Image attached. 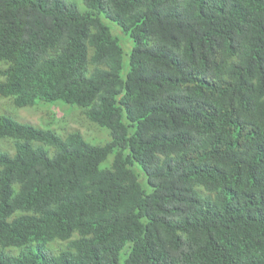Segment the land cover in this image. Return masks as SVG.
Wrapping results in <instances>:
<instances>
[{
	"label": "trees",
	"instance_id": "1",
	"mask_svg": "<svg viewBox=\"0 0 264 264\" xmlns=\"http://www.w3.org/2000/svg\"><path fill=\"white\" fill-rule=\"evenodd\" d=\"M0 97L110 135L0 113V264H264V0H0Z\"/></svg>",
	"mask_w": 264,
	"mask_h": 264
},
{
	"label": "rangeland",
	"instance_id": "2",
	"mask_svg": "<svg viewBox=\"0 0 264 264\" xmlns=\"http://www.w3.org/2000/svg\"><path fill=\"white\" fill-rule=\"evenodd\" d=\"M115 34L120 38L124 47L127 48L125 49L126 52H128L132 42L120 29ZM0 113L10 115L20 122L54 129L61 135L69 131H78L86 141L93 144L104 143L110 139L107 128L91 123L83 114L82 108L62 100L37 101L33 105L17 108L12 105L9 99L0 97ZM110 159L109 156L107 162ZM55 243H49V247L57 248L59 243ZM13 251L18 254L21 248L11 247L6 250L11 255Z\"/></svg>",
	"mask_w": 264,
	"mask_h": 264
}]
</instances>
